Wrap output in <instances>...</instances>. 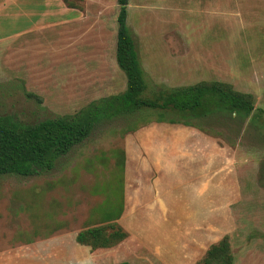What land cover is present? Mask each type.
Here are the masks:
<instances>
[{
	"label": "rangeland",
	"instance_id": "obj_1",
	"mask_svg": "<svg viewBox=\"0 0 264 264\" xmlns=\"http://www.w3.org/2000/svg\"><path fill=\"white\" fill-rule=\"evenodd\" d=\"M43 1H0V114L25 122L126 87L117 0ZM127 9L148 94L220 80L252 93L254 109L134 132L141 113L103 120L50 170L0 176V264H196L223 236L234 264H264V0H128ZM150 145L174 150L170 174L152 164ZM120 208L126 238L76 241Z\"/></svg>",
	"mask_w": 264,
	"mask_h": 264
},
{
	"label": "trees",
	"instance_id": "obj_2",
	"mask_svg": "<svg viewBox=\"0 0 264 264\" xmlns=\"http://www.w3.org/2000/svg\"><path fill=\"white\" fill-rule=\"evenodd\" d=\"M68 2L70 6L73 4ZM117 3L115 60L125 75V90L93 100L72 114L35 122L21 121L11 114H0V176H33L50 170L60 157L87 139L103 120L141 113L127 127L129 132H134L151 122L192 125V118L215 113L241 117L251 114L254 109L253 94L239 91L232 84L220 80H201L148 94L144 70L126 24L128 0H117ZM168 114L178 118L167 117ZM121 212V208L117 212H107L103 217L107 224L80 230L76 234V241L102 248L113 239L120 241L126 238V232L114 222ZM234 262L229 239L223 236L209 245L196 264Z\"/></svg>",
	"mask_w": 264,
	"mask_h": 264
},
{
	"label": "crops",
	"instance_id": "obj_3",
	"mask_svg": "<svg viewBox=\"0 0 264 264\" xmlns=\"http://www.w3.org/2000/svg\"><path fill=\"white\" fill-rule=\"evenodd\" d=\"M0 1H6V0H0ZM10 0H7V2ZM14 1V0H11ZM47 0L43 1V4L47 6ZM13 5V3H12ZM3 12V10L0 11V13ZM78 12L80 13L81 11L78 10ZM44 17L46 16V10L43 11ZM45 28V25L44 27ZM189 129L188 131H192L191 128H187ZM169 145V144H168ZM168 145H150L149 148H147V152L149 153V156L151 157V159L153 160L154 163H152L153 165H155L157 167V170L160 173H166V174H170L171 168L174 169V159H175V154L174 150L171 149ZM169 147V148H168ZM174 147V146H173ZM171 149V152H170ZM194 149H199L201 150V148L198 146L196 148V146H194ZM178 155H180V150L177 152ZM181 156V155H180ZM194 156V155H193ZM205 156V153H204ZM177 157V156H176ZM170 163L171 166H170ZM157 180H154V183Z\"/></svg>",
	"mask_w": 264,
	"mask_h": 264
}]
</instances>
